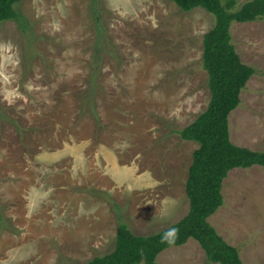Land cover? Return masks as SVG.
<instances>
[{"label": "rangeland", "instance_id": "obj_1", "mask_svg": "<svg viewBox=\"0 0 264 264\" xmlns=\"http://www.w3.org/2000/svg\"><path fill=\"white\" fill-rule=\"evenodd\" d=\"M18 10L20 24L0 22V264H86L114 251L120 223L148 236L186 216L199 145L178 131L211 100L202 59L214 16L171 0ZM231 33L256 69L231 141L264 151V19ZM222 195L209 223L244 264H264V167L231 171ZM157 264L209 263L190 239Z\"/></svg>", "mask_w": 264, "mask_h": 264}, {"label": "trees", "instance_id": "obj_2", "mask_svg": "<svg viewBox=\"0 0 264 264\" xmlns=\"http://www.w3.org/2000/svg\"><path fill=\"white\" fill-rule=\"evenodd\" d=\"M21 0H0V22L23 16ZM183 12L201 8L213 15L215 25L203 39L202 66L208 75L211 100L207 110L192 124L178 131L182 140L196 142L186 182L189 211L163 231L139 236L120 223L114 251L86 264H157L160 254L181 247L190 239L204 250L209 264H244L237 248L229 245L209 223L224 205L222 187L235 169L264 167V151H253L232 143L230 115L239 108L241 95L256 69L245 64L233 45V24L254 23L264 19V0H171ZM118 209V205L115 204ZM2 218L0 211V219Z\"/></svg>", "mask_w": 264, "mask_h": 264}]
</instances>
